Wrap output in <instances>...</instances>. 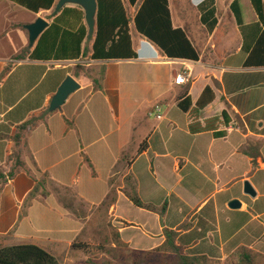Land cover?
<instances>
[{"label":"crops","instance_id":"1","mask_svg":"<svg viewBox=\"0 0 264 264\" xmlns=\"http://www.w3.org/2000/svg\"><path fill=\"white\" fill-rule=\"evenodd\" d=\"M5 1L0 3V170L15 151L21 152L26 170L6 183L0 180V247L25 233V222L36 214L37 205L48 202L57 201L58 209L75 221V233L83 231L85 221L63 212L67 209L54 189L25 207L36 178L46 176L51 185L71 188L91 207L105 199L114 178L119 191L110 215L121 240L132 249L160 246L165 230L172 229L179 230L177 244L185 252L221 264L240 247L264 255V65H245L264 23L251 0H239L242 25L231 9L234 0H215L218 24L211 34L201 22L198 6L204 0H188L178 22L170 5L174 25L184 28L196 47L211 46L209 54L199 50L198 61L171 59L161 52L156 57L92 60L94 36L83 43L79 59L34 58L42 34L31 44L24 26L42 17L48 22L46 30L61 12L55 14L52 8L36 13ZM124 1L136 13L137 7ZM19 6L28 11L23 17ZM67 7L78 11L66 18L86 24L79 7ZM191 9L197 20L193 28L188 20ZM133 27L131 23V33ZM132 37L139 50L146 39L137 31ZM122 65L132 67L118 68ZM171 66L179 70H166ZM180 73L188 77L187 83L176 84ZM67 75L86 95L80 99L73 96L75 91L61 109L50 112V101ZM102 75L101 87H95L94 79ZM129 78L138 88L155 87L156 97L145 103L127 101L124 84ZM207 85L214 88L216 98L200 111L198 120L204 123L225 109L237 120L228 128L220 125L219 131L226 132L222 137L213 131L192 133L191 113L178 106L187 89L195 104ZM146 103L142 122L137 116ZM146 117L155 119L150 129ZM31 119L36 123L22 129ZM144 141L147 149L139 153ZM251 153H259L256 161ZM128 175L142 201L156 211L137 207L126 196ZM245 181L255 188V197L244 193ZM233 200L241 205L232 208ZM39 218H47V213L41 211Z\"/></svg>","mask_w":264,"mask_h":264},{"label":"trees","instance_id":"2","mask_svg":"<svg viewBox=\"0 0 264 264\" xmlns=\"http://www.w3.org/2000/svg\"><path fill=\"white\" fill-rule=\"evenodd\" d=\"M30 11L40 12L51 10L55 7L57 0H9ZM98 15L96 30L94 32V42L91 49L90 58L92 60H112V59H137L156 57L158 52L171 59H186L198 61L201 53L195 46L186 30L174 25L170 0H128L130 6H136L137 11L133 18L129 15V10L124 0H97ZM252 5L264 23V0H251ZM201 12V22L211 34L218 24L216 16L215 0H204L199 6ZM80 8V7H79ZM236 20L239 25L243 24L242 13L239 0H234L231 4ZM77 8L65 7L60 15L55 16L52 24L42 33L38 39V44L32 56L34 58L72 60L79 59L83 51V43L88 38V28L86 24H77L71 18H66L67 14L77 12ZM79 12L84 17V12L80 8ZM131 23L136 31L146 40L143 41L139 50L135 49L131 33ZM86 54V52H85ZM246 66L264 65V30L256 41L255 46L249 52L245 62ZM94 79L95 87H101L100 80ZM188 89L178 99V106L183 112H190L192 122L190 131L200 133L213 131L217 137L226 135L225 131H219L220 125L228 128L233 122L229 110L205 120L204 123L198 120L200 111L211 104L215 98V90L211 85H207L202 91L197 102L193 104ZM35 119H31L21 126L22 129L34 124ZM147 142L144 141L139 153L147 149ZM256 161L259 153H251ZM22 170H26L21 152L15 151L8 159L4 172L0 175V180L6 183ZM31 173V170H28ZM36 185L30 193L25 207L30 205L32 199L40 194L48 195V185L53 184L46 176L35 179ZM123 191L126 196L137 207L151 211L157 208L150 203L141 200L137 193L136 182L131 175L125 177ZM110 188L105 199L96 206L97 211L109 212L118 199V186L114 178L110 179ZM54 192L58 201L64 208L68 209L78 219H85L86 209L89 204L79 199L73 190L66 186L55 185ZM164 209V208H162ZM93 209H91V212ZM180 229V228H179ZM179 230H165L166 240L160 246L150 250L130 249L121 240L119 232L116 233V241L121 246L108 248V246H98V251L111 255L113 258L105 264H221L220 260H214L205 255H197L185 252L182 246L177 244ZM79 239V238H77ZM91 244L88 242L75 241L72 244L74 250H81L89 253ZM128 249V250H126ZM114 260L116 263H114ZM88 262H91L88 260ZM0 264H61L59 259L35 243L15 244L0 247ZM226 264H264V255L249 247L238 248L227 260Z\"/></svg>","mask_w":264,"mask_h":264},{"label":"rangeland","instance_id":"3","mask_svg":"<svg viewBox=\"0 0 264 264\" xmlns=\"http://www.w3.org/2000/svg\"><path fill=\"white\" fill-rule=\"evenodd\" d=\"M6 2L5 0H0V3ZM188 0H170V5L172 8V11L175 16L176 22H178L180 17V9L183 8L185 4H187ZM20 9V15L23 17L26 12H28L26 9H23L22 7H18ZM2 11H0L1 13ZM196 11L191 9L188 11V20L189 25L191 28L196 27L197 20L195 17ZM135 11L132 8H129V14L132 18ZM0 25H2V18L0 16ZM132 34L136 35V29L132 28ZM135 43L138 44V40L135 37ZM207 46V48H206ZM197 47L202 52L204 51V54H209L211 51L210 45H198ZM206 48V49H205ZM132 66L131 65H122L118 68L123 70H128ZM116 68V67H115ZM169 68V70L174 69L176 72L179 70L178 66H171L166 67V70ZM127 77V76H126ZM128 78V77H127ZM126 84V85H125ZM124 84V92H125V98L127 101L138 103H145L152 99H154L157 95V91L155 87L145 86L143 88H138L132 80L129 78L127 82ZM77 94V95H75ZM81 94L84 97L86 95V92L77 90L73 96H80ZM149 107L148 103L144 104L143 107H141V111L137 116V119H142L143 122V115L145 109ZM148 119V129H150L149 126L153 124L154 118L146 117ZM136 119V118H135ZM141 120H136L135 122H139ZM4 169L0 170V175L4 172ZM115 184L117 185L116 181L114 180ZM55 185H48V189H54ZM52 200V199H50ZM142 200V199H141ZM53 201V200H52ZM55 201L54 204L51 202H48V205L45 204L43 207L41 205H37L36 214L32 215V219L27 220L25 223L27 224L25 227V233L20 232L17 233V236H15L13 239H7V241H13L10 242V245L15 244H25V243H35L49 251L51 254L56 256L61 264H105V262L111 260L113 257L108 254H103L98 251V246H108V248H115L116 246H121L116 241V233L117 227L115 225V220L112 215H110L109 212H102L97 211L96 206L91 207L90 205L86 209L87 216L83 221H85V227L83 231L80 233H75V230L77 228L75 221H71L68 217H66L59 209H58V203ZM144 202V201H143ZM91 209L93 211L91 212ZM162 209V207L160 208ZM41 211H45L47 213V218L40 219L39 213ZM69 210H64L63 212ZM75 220V219H73ZM79 238V239H77ZM40 241V242H39ZM75 241H82V242H88L90 243L91 247L89 249V253L83 252L81 250H74L72 248V244ZM8 246V245H5ZM132 249L131 247H129ZM128 250V249H126ZM90 260L91 262H88ZM114 263L116 261L114 260Z\"/></svg>","mask_w":264,"mask_h":264},{"label":"water","instance_id":"4","mask_svg":"<svg viewBox=\"0 0 264 264\" xmlns=\"http://www.w3.org/2000/svg\"><path fill=\"white\" fill-rule=\"evenodd\" d=\"M67 6H77L80 7L84 12L85 23L88 28V38H92L96 30L97 15H98V1L97 0H57L54 7V13H58L63 8ZM48 26V22L39 17L35 22L26 24L24 27L29 32V40L31 44L37 40V38L42 34L45 28ZM81 87V84L72 76L67 75L65 80L62 82L58 88L55 95L52 97L49 104V111L55 112L62 108L66 100L71 94L77 91ZM244 193L252 197L256 196V190L249 181L244 182ZM241 205L239 200H233L230 203L232 208L239 207Z\"/></svg>","mask_w":264,"mask_h":264},{"label":"built area","instance_id":"5","mask_svg":"<svg viewBox=\"0 0 264 264\" xmlns=\"http://www.w3.org/2000/svg\"><path fill=\"white\" fill-rule=\"evenodd\" d=\"M188 77L184 74V73H180V74H177L176 76V84H185L188 82ZM157 111H160L159 109H157Z\"/></svg>","mask_w":264,"mask_h":264}]
</instances>
